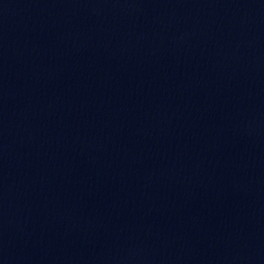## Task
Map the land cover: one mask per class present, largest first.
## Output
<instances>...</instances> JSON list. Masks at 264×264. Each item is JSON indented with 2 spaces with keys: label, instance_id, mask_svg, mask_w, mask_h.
<instances>
[{
  "label": "water",
  "instance_id": "obj_1",
  "mask_svg": "<svg viewBox=\"0 0 264 264\" xmlns=\"http://www.w3.org/2000/svg\"><path fill=\"white\" fill-rule=\"evenodd\" d=\"M0 264H264V196L0 125Z\"/></svg>",
  "mask_w": 264,
  "mask_h": 264
}]
</instances>
